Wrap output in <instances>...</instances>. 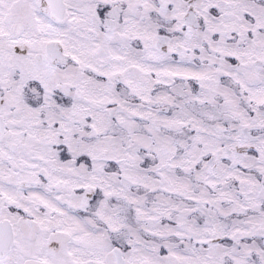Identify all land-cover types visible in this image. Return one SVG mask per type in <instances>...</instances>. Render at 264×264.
<instances>
[{
    "label": "snow or ice",
    "instance_id": "obj_1",
    "mask_svg": "<svg viewBox=\"0 0 264 264\" xmlns=\"http://www.w3.org/2000/svg\"><path fill=\"white\" fill-rule=\"evenodd\" d=\"M0 264H264V0H0Z\"/></svg>",
    "mask_w": 264,
    "mask_h": 264
}]
</instances>
